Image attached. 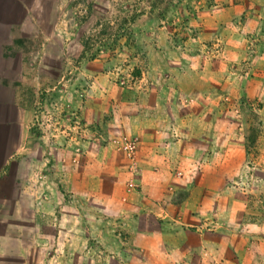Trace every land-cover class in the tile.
Here are the masks:
<instances>
[{
    "label": "rangeland",
    "instance_id": "rangeland-1",
    "mask_svg": "<svg viewBox=\"0 0 264 264\" xmlns=\"http://www.w3.org/2000/svg\"><path fill=\"white\" fill-rule=\"evenodd\" d=\"M56 19L50 44L55 57L41 58L39 38V57L23 59L22 67L31 68L27 77L38 83L36 127L55 149L68 147L64 162L85 166L87 180H98L103 195L123 198L136 190L140 139L120 119L126 109H148L156 89L167 101L158 111L156 101L153 113L168 118L160 142L174 177H182L178 160L186 144L195 150L188 158L219 163L218 173L233 178L235 196L259 201L264 211V0H64ZM146 33L164 38L178 53V61L167 60L171 67H157L161 76L149 72ZM77 35L87 52L84 60ZM35 48L22 44L24 56ZM46 65L51 74L43 71ZM169 68L184 69L188 77ZM89 97L95 101L84 109ZM187 114L194 117L190 125ZM117 115L118 122L106 123ZM130 138L136 139V169L124 150ZM179 196L169 188L170 203Z\"/></svg>",
    "mask_w": 264,
    "mask_h": 264
},
{
    "label": "crops",
    "instance_id": "crops-1",
    "mask_svg": "<svg viewBox=\"0 0 264 264\" xmlns=\"http://www.w3.org/2000/svg\"><path fill=\"white\" fill-rule=\"evenodd\" d=\"M63 1L0 0V264H264L259 201L235 196L233 178L218 173L220 164L188 158L195 150L186 144L178 160L182 177H174L160 142L168 118L153 113L156 101V111L167 104L159 99L162 92L150 94L148 109H126L120 119L140 139L142 169L137 189L123 198L103 195L96 188L98 180H87L85 166L71 167L69 158L63 161L67 146L55 149L39 133L38 83L27 77L31 68L22 67V60L39 57V38L41 58L55 57L50 44L59 28L57 6ZM145 37L149 72L161 76L157 67H171L167 60H177L178 53L164 38L154 39L150 33ZM76 38L84 60L87 52L80 36ZM24 43L36 47L29 56H24ZM169 69L188 77L184 69ZM43 71L51 74L53 68L46 65ZM92 101L89 97L84 109ZM186 119L190 125L194 117L187 114ZM169 188L181 192L174 203L167 200Z\"/></svg>",
    "mask_w": 264,
    "mask_h": 264
},
{
    "label": "built area",
    "instance_id": "built-area-1",
    "mask_svg": "<svg viewBox=\"0 0 264 264\" xmlns=\"http://www.w3.org/2000/svg\"><path fill=\"white\" fill-rule=\"evenodd\" d=\"M123 144H124V150L126 151V154L131 162L132 167L136 169V160H135L136 139L134 138L125 139ZM130 186L132 187L133 184L130 183Z\"/></svg>",
    "mask_w": 264,
    "mask_h": 264
}]
</instances>
